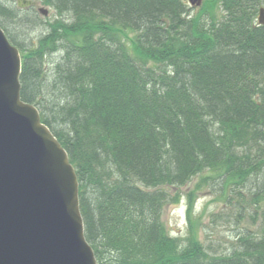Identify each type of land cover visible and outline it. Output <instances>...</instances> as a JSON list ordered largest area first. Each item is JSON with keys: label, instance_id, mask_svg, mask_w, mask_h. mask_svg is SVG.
Wrapping results in <instances>:
<instances>
[{"label": "trees", "instance_id": "1", "mask_svg": "<svg viewBox=\"0 0 264 264\" xmlns=\"http://www.w3.org/2000/svg\"><path fill=\"white\" fill-rule=\"evenodd\" d=\"M37 1L57 15L45 30L16 0L0 1V27L22 100L76 170L97 264H264V0H220V17L184 0ZM198 176L259 230L210 251L190 208L171 236L169 190Z\"/></svg>", "mask_w": 264, "mask_h": 264}, {"label": "water", "instance_id": "2", "mask_svg": "<svg viewBox=\"0 0 264 264\" xmlns=\"http://www.w3.org/2000/svg\"><path fill=\"white\" fill-rule=\"evenodd\" d=\"M16 2L20 9L38 4ZM258 22L264 25V7ZM21 71L20 51L0 27V264H97L76 170L38 108L22 100Z\"/></svg>", "mask_w": 264, "mask_h": 264}, {"label": "rangeland", "instance_id": "3", "mask_svg": "<svg viewBox=\"0 0 264 264\" xmlns=\"http://www.w3.org/2000/svg\"><path fill=\"white\" fill-rule=\"evenodd\" d=\"M184 1L192 7L188 0ZM13 3L16 5V2ZM40 7L48 9L47 17L38 12ZM192 10L193 15L203 10L213 11L218 17L222 15L220 0H203L200 6H194ZM36 11L42 18L41 28L44 30L47 28L45 22L49 21L52 24L57 18L54 9L42 2L37 4ZM41 31L40 28L32 31V37ZM169 192L172 198L163 208L162 220L171 236L179 237L187 233L190 208H192L193 219L199 221L196 228L193 227L194 232L210 251L216 249L217 252H225L244 229H251L255 233L259 230V223L254 227L249 219L243 220L237 215L236 209H231L227 205L220 185L215 183L202 185L201 176L195 177L186 186L171 188Z\"/></svg>", "mask_w": 264, "mask_h": 264}]
</instances>
